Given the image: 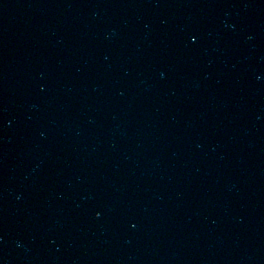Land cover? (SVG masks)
Instances as JSON below:
<instances>
[{"label":"water","instance_id":"obj_1","mask_svg":"<svg viewBox=\"0 0 264 264\" xmlns=\"http://www.w3.org/2000/svg\"><path fill=\"white\" fill-rule=\"evenodd\" d=\"M0 264H264V0H0Z\"/></svg>","mask_w":264,"mask_h":264},{"label":"snow or ice","instance_id":"obj_2","mask_svg":"<svg viewBox=\"0 0 264 264\" xmlns=\"http://www.w3.org/2000/svg\"><path fill=\"white\" fill-rule=\"evenodd\" d=\"M192 39L195 40V37H193Z\"/></svg>","mask_w":264,"mask_h":264}]
</instances>
